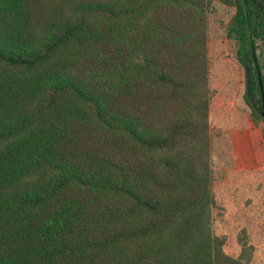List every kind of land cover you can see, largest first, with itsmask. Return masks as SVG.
Returning <instances> with one entry per match:
<instances>
[{
  "label": "trees",
  "instance_id": "16d2710c",
  "mask_svg": "<svg viewBox=\"0 0 264 264\" xmlns=\"http://www.w3.org/2000/svg\"><path fill=\"white\" fill-rule=\"evenodd\" d=\"M255 39L264 0H0V264L247 263L210 130L259 120Z\"/></svg>",
  "mask_w": 264,
  "mask_h": 264
},
{
  "label": "rangeland",
  "instance_id": "374dc122",
  "mask_svg": "<svg viewBox=\"0 0 264 264\" xmlns=\"http://www.w3.org/2000/svg\"><path fill=\"white\" fill-rule=\"evenodd\" d=\"M225 29L223 23L217 22L215 34L220 40V43H212V48L216 51H219L221 46L223 52H225L227 49H234L238 45L235 39L226 36ZM217 38L213 37V40L215 41ZM255 40L254 51L256 61L258 68L260 67L264 74V39ZM246 82L247 79H244V88ZM262 93L259 98V94H254L253 96L249 92V89L245 88L241 95L242 100L245 101L246 99L245 102L249 108L253 109L259 115V120H257L253 127H247V129L243 130L224 131L220 128L213 127L210 130L212 140L215 142L213 143L212 141L214 146L211 162L214 181L225 180L228 170L230 172L235 171V173L239 172V174H232V180L240 179L242 176L246 179L255 178L253 184L248 186L254 187V190L249 191L248 194L245 193L248 200H245V196L237 197L236 195L233 196V194H231V197L228 196L225 198L228 203L226 207L231 208V214L219 219L217 222L219 227L232 231H236L240 226L244 227L248 242L252 246L250 259L247 263L243 264H264V176L252 175L251 177L249 174L246 175L247 171L262 168L264 173V143L261 137V130L264 126V102ZM256 186H262V188L258 192H255ZM223 219L226 220L224 221Z\"/></svg>",
  "mask_w": 264,
  "mask_h": 264
},
{
  "label": "flooded vegetation",
  "instance_id": "af4514ba",
  "mask_svg": "<svg viewBox=\"0 0 264 264\" xmlns=\"http://www.w3.org/2000/svg\"><path fill=\"white\" fill-rule=\"evenodd\" d=\"M262 90H259V98L261 96ZM262 98H264V94L262 93Z\"/></svg>",
  "mask_w": 264,
  "mask_h": 264
}]
</instances>
